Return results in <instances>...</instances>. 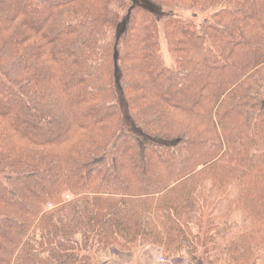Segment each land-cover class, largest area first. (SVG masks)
I'll return each instance as SVG.
<instances>
[{
    "label": "trees",
    "instance_id": "1",
    "mask_svg": "<svg viewBox=\"0 0 264 264\" xmlns=\"http://www.w3.org/2000/svg\"><path fill=\"white\" fill-rule=\"evenodd\" d=\"M149 247L264 264V0H0V264Z\"/></svg>",
    "mask_w": 264,
    "mask_h": 264
},
{
    "label": "rangeland",
    "instance_id": "2",
    "mask_svg": "<svg viewBox=\"0 0 264 264\" xmlns=\"http://www.w3.org/2000/svg\"><path fill=\"white\" fill-rule=\"evenodd\" d=\"M174 12H177L176 15L181 16V18H185V19H190L193 20L195 23H200L202 21V19L206 18L208 16V14L210 12H182L180 10H176ZM161 53H162V58L164 60L165 65H172V60L171 57L169 56L167 50H166V44L164 43V41L161 39ZM123 114H124V118H126V124H128V126H130L132 120H131V115L127 112V109L123 108ZM68 199V197L66 198ZM150 248V247H149ZM147 249V248H145ZM154 249V248H152ZM156 251V249H154ZM142 251L139 252H133V253H127V254H118L115 255L116 253L110 251L102 260V264H106V262H108L107 264H135V263H140L139 258H141L142 254H140ZM175 264V263H174ZM177 264H188L186 262L185 259H179Z\"/></svg>",
    "mask_w": 264,
    "mask_h": 264
},
{
    "label": "crops",
    "instance_id": "3",
    "mask_svg": "<svg viewBox=\"0 0 264 264\" xmlns=\"http://www.w3.org/2000/svg\"><path fill=\"white\" fill-rule=\"evenodd\" d=\"M141 258H139L140 263L135 264H167V263H160L158 261L159 251L156 249V251L152 248L144 249Z\"/></svg>",
    "mask_w": 264,
    "mask_h": 264
}]
</instances>
